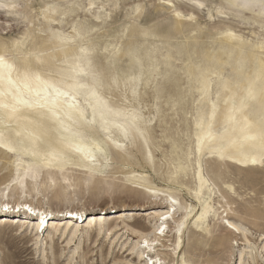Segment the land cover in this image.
Here are the masks:
<instances>
[{"label":"rangeland","instance_id":"obj_1","mask_svg":"<svg viewBox=\"0 0 264 264\" xmlns=\"http://www.w3.org/2000/svg\"><path fill=\"white\" fill-rule=\"evenodd\" d=\"M113 3L115 6L105 0H0L5 6L0 8V41L7 45L14 40L28 42L27 37L37 40L49 36V23L42 14L51 5L60 9L51 29L64 36L73 35L75 44L93 45V54L75 70V78L81 83L76 97L84 108L81 129L91 150L90 165L59 154L64 170L49 179L45 160H34L31 153L0 151V204L27 203L34 209L32 215L21 211L0 213V217L8 218L0 224V264H144L158 258L166 264H264V167L238 170L216 158L215 153L203 154L200 165L215 211L209 214L207 227L195 223L200 209L187 191L194 187L195 157L190 155L185 164L187 176L174 175L178 159L193 149L192 122L198 92L187 67L203 66L205 56H215L221 34L227 30L250 46L264 45V16L259 15V9L244 7L233 8L229 16L220 15L223 8L242 5L244 0ZM176 12L181 20H189L184 25L190 26L168 37ZM134 24L149 35H130ZM131 40L137 42L129 47L126 43ZM168 55L171 61L166 66ZM133 57L140 58L143 65L138 66ZM259 57L264 58V53ZM222 73L224 77L229 75V67ZM212 87L214 91V84ZM92 92L112 112L132 110L139 114L146 137L122 136L115 126L103 131L83 94ZM25 163L41 169L35 177L23 178L16 187L4 191L16 178L15 165ZM171 177L176 179L172 181ZM136 183L170 190L187 210L170 212L166 192L155 196ZM71 211L76 219L68 214ZM168 211L171 218L166 222L167 229L163 236L156 235L162 223L159 214ZM42 212L46 215H40ZM92 214H101L103 221L92 226L88 237L81 231L74 237L66 233L57 239L60 231L54 243L47 237L56 224L60 229L66 224L87 228L92 225L86 223ZM27 216H31L30 228L24 226L26 230L19 235L15 227ZM41 217H45L46 231L40 226V237L35 240L32 227ZM226 221L235 226V231L227 229ZM145 240L152 243L154 251L146 249Z\"/></svg>","mask_w":264,"mask_h":264},{"label":"bare ground","instance_id":"obj_2","mask_svg":"<svg viewBox=\"0 0 264 264\" xmlns=\"http://www.w3.org/2000/svg\"><path fill=\"white\" fill-rule=\"evenodd\" d=\"M105 1H110L112 6H115L113 2L116 0ZM59 11L58 7L51 5L47 6L45 13L42 14L46 22L49 23L47 26L49 36L37 40L27 37L28 42L27 40L20 42L14 40L9 42V45L0 41V55L4 56V64L0 65V136L3 137V144L6 145L0 146V151L6 154L14 152L8 150L10 146L16 149L15 152L34 154V160H45L43 164L47 169L49 179H53L58 170L60 173L64 170V162L59 160V154L74 156L82 164L90 165L88 153L91 151L86 145L88 141L84 138V129H81L84 121V108L80 106L76 97L78 94L76 90L79 89L81 83L75 78V70L79 63L87 62L88 57L93 54V45L89 44L83 47L79 43L75 44L72 41L73 35L64 36L63 33L51 29V23L55 21L53 17ZM188 21L181 20L176 12L172 30L166 35L168 37L172 33L175 35V32H180L183 26L189 27V24L184 25ZM135 26H132L130 35H149L137 27L138 25ZM150 35L153 37L152 34ZM221 36L219 41L221 46L215 56H205L203 66L190 65L187 67L190 76H194V81L197 84L195 89L198 92V98L195 101L198 106L192 122L193 149L184 158H179L174 168L176 170L174 175L187 176L188 170L185 164L189 162L190 155L195 157L194 187L192 190H186L200 209L195 223L201 227L204 225L207 227V218L211 212L215 214L209 196L208 180L204 177L200 165V158L203 154L206 152L215 153L216 158L238 170L264 167V159H261V140L259 139L261 131H264V58L259 57L264 53V45L250 46L231 30L225 31ZM135 43L131 40L126 45L132 47ZM50 50L53 51L49 52ZM260 50L261 52H258ZM18 54H21L22 57H17ZM126 54H130L129 49ZM133 58L139 64L138 66L143 65H141L140 58ZM170 61L171 56L168 55L165 65L169 66ZM226 67H229L230 74L224 77L222 72ZM232 75L235 76L234 80H229ZM210 77H214V80ZM213 84L214 91L212 90ZM83 94L89 100L88 105L98 117L99 127L103 131L115 126L122 136H125L127 132L133 138L146 137L144 121L141 120L139 114L132 110L112 112L110 106L102 104L93 92ZM9 125L10 127H7ZM250 137H256V139ZM110 141L115 143L116 140ZM253 158L256 160L255 163L252 162ZM40 169L31 166V164H16V178L4 188V191L7 188L16 187L23 178L35 177ZM62 175L66 179V176ZM171 179L174 181L176 177H171ZM136 184L155 196L160 192H166L151 186L152 184ZM228 188L231 189V186ZM166 193L170 200V212L174 213L180 209L187 210L172 196L170 190ZM173 200L177 202L175 205L172 203ZM174 208L175 211H173ZM192 208H196V206ZM15 209L26 215L34 210L27 203H18L13 206L8 202L0 204L1 214L10 215L15 212ZM11 211L12 213H10ZM170 212L159 214L162 223L157 231L161 227L167 229L166 222L171 218ZM44 214L42 212L40 215ZM68 214L71 215L74 212L71 211ZM29 217L31 216L23 218L21 225L15 227L20 231L19 235L26 230L24 226L30 228ZM164 217L167 219H163ZM7 219L1 216L0 224ZM87 219V225L90 223L92 225H88L83 230L76 226L71 227L69 224L63 225L61 229L59 224L52 225V232L47 234V237L52 243H54L53 238L60 231L57 239L66 233L70 237H74L80 231L88 237L91 234L92 226H95L96 223L99 225L103 218L101 214H92L88 215ZM41 221L44 223L45 217H41L38 224L32 227L33 230H36L35 240L40 237L38 228L42 226ZM10 223L12 226L13 222ZM228 224L229 222H227ZM227 229L235 231V226L232 228L227 226ZM44 231L46 230L43 229ZM164 233L159 231V234L156 235L163 236ZM99 234L100 231L97 235ZM71 241L72 239L67 244ZM149 242V246L152 247V243ZM146 249L149 248L146 247ZM144 264H148V262ZM181 264H184V261Z\"/></svg>","mask_w":264,"mask_h":264},{"label":"snow or ice","instance_id":"obj_3","mask_svg":"<svg viewBox=\"0 0 264 264\" xmlns=\"http://www.w3.org/2000/svg\"><path fill=\"white\" fill-rule=\"evenodd\" d=\"M4 7L3 4H0V8ZM12 8H15L16 5L12 4L11 5ZM235 7H244V8H248V9H259V15L264 16V0H244V3L242 5H229L228 7H225L221 10L220 15L222 16H229L232 14V9ZM189 19H192V17H189ZM4 64V56L0 55V65ZM133 119H135V117H133ZM125 135L127 136V132L125 133ZM251 139H256V137H250ZM259 139L261 140V148H262V152H261V159H264V131H261L260 135H259ZM0 146H6L3 144V137L0 136ZM117 147H122V145H117ZM9 151H15L16 149L12 148V147H8ZM252 162L255 163L256 160L255 158L252 159ZM172 203L175 205L177 202L175 200L172 201ZM6 210V209H5ZM176 209L174 208L173 211H175ZM236 211L239 212L240 209L237 207ZM163 219H167V217H164ZM227 223V221H226ZM41 224L43 225V221H41ZM228 226L230 228L234 227L233 224L229 223ZM180 227L182 228L183 225H180ZM159 231L161 233H164L165 229L163 227H161L159 229ZM237 231H239V229L237 228ZM262 242H264V237L261 238ZM145 247H148L150 251H154L155 249L151 248L148 244V241L145 240L144 242ZM179 247V245H177V248ZM261 257L262 259H264V250H261ZM148 264H166L165 261L160 260V259H156V260H152L149 259L148 260ZM184 264H191L190 261H185Z\"/></svg>","mask_w":264,"mask_h":264}]
</instances>
